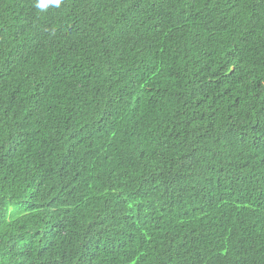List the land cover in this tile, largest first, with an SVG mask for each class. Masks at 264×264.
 Listing matches in <instances>:
<instances>
[{"label": "trees", "instance_id": "1", "mask_svg": "<svg viewBox=\"0 0 264 264\" xmlns=\"http://www.w3.org/2000/svg\"><path fill=\"white\" fill-rule=\"evenodd\" d=\"M0 264H264V0H0Z\"/></svg>", "mask_w": 264, "mask_h": 264}, {"label": "clouds", "instance_id": "2", "mask_svg": "<svg viewBox=\"0 0 264 264\" xmlns=\"http://www.w3.org/2000/svg\"><path fill=\"white\" fill-rule=\"evenodd\" d=\"M62 0H34V6L40 10L46 9L49 5L59 7Z\"/></svg>", "mask_w": 264, "mask_h": 264}]
</instances>
